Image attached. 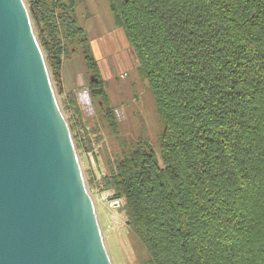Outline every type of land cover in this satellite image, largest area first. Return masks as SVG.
Returning <instances> with one entry per match:
<instances>
[{
    "label": "trees",
    "instance_id": "16d2710c",
    "mask_svg": "<svg viewBox=\"0 0 264 264\" xmlns=\"http://www.w3.org/2000/svg\"><path fill=\"white\" fill-rule=\"evenodd\" d=\"M109 1L164 124L161 157L148 134L121 135L80 0H29V11L58 92L63 61L80 56L119 143L102 182L124 202L139 264H264V0ZM65 103L84 128L74 95Z\"/></svg>",
    "mask_w": 264,
    "mask_h": 264
},
{
    "label": "water",
    "instance_id": "95a60500",
    "mask_svg": "<svg viewBox=\"0 0 264 264\" xmlns=\"http://www.w3.org/2000/svg\"><path fill=\"white\" fill-rule=\"evenodd\" d=\"M0 264H112L25 0H0Z\"/></svg>",
    "mask_w": 264,
    "mask_h": 264
},
{
    "label": "rangeland",
    "instance_id": "374dc122",
    "mask_svg": "<svg viewBox=\"0 0 264 264\" xmlns=\"http://www.w3.org/2000/svg\"><path fill=\"white\" fill-rule=\"evenodd\" d=\"M25 2L29 8V0H25ZM128 72L129 77L119 78V85L111 83L108 85V91L112 96L113 104L119 116L120 133L122 136L132 139L136 138L137 135L148 134L156 153L161 157L160 133L164 128V124L156 111L155 102L149 94L147 86L143 83L144 95L137 102L122 104L117 100V91L123 89L125 84L133 80V71ZM55 90L69 124L75 127L72 132L73 136L78 135L76 137H78L77 141L79 140V144L76 141L75 143L81 167L95 202L98 219L112 264H139L146 254L143 245L131 231L123 208L117 207L112 203V190L104 189L102 182L103 177L109 175L112 170L113 154L119 151V143L100 124L99 115L92 105L90 94L88 97L89 104L85 105L83 104L84 102H81V120L85 124L84 128H82L76 123L78 116L65 107V95L59 93L56 86ZM87 92L89 93L88 90Z\"/></svg>",
    "mask_w": 264,
    "mask_h": 264
},
{
    "label": "crops",
    "instance_id": "0c3cea01",
    "mask_svg": "<svg viewBox=\"0 0 264 264\" xmlns=\"http://www.w3.org/2000/svg\"><path fill=\"white\" fill-rule=\"evenodd\" d=\"M77 14L79 22L90 38L93 54L107 85L109 83L119 85V78H127L129 77L128 71H133V80L125 84L123 89L116 88L118 90L116 97L119 103L141 100L144 92L143 81L137 71L138 59L111 10L110 1L80 0ZM85 79L80 56L74 55L63 61L62 94L65 95L67 102L68 94H73L81 113V102L87 101L89 97Z\"/></svg>",
    "mask_w": 264,
    "mask_h": 264
},
{
    "label": "built area",
    "instance_id": "2783aa9c",
    "mask_svg": "<svg viewBox=\"0 0 264 264\" xmlns=\"http://www.w3.org/2000/svg\"><path fill=\"white\" fill-rule=\"evenodd\" d=\"M87 90H88V89H87ZM83 104H85V105L89 104L88 100H87V101H84ZM112 192H113V201H112V203H113L114 205H116L117 207H123V206H124V202H123V200L120 199V198H114V191H112Z\"/></svg>",
    "mask_w": 264,
    "mask_h": 264
}]
</instances>
